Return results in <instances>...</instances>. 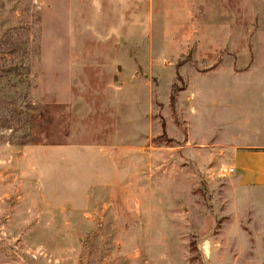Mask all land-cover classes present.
<instances>
[{
  "label": "rangeland",
  "instance_id": "1",
  "mask_svg": "<svg viewBox=\"0 0 264 264\" xmlns=\"http://www.w3.org/2000/svg\"><path fill=\"white\" fill-rule=\"evenodd\" d=\"M240 119L264 0H0V264H264Z\"/></svg>",
  "mask_w": 264,
  "mask_h": 264
},
{
  "label": "crops",
  "instance_id": "2",
  "mask_svg": "<svg viewBox=\"0 0 264 264\" xmlns=\"http://www.w3.org/2000/svg\"><path fill=\"white\" fill-rule=\"evenodd\" d=\"M239 121L240 124L236 125L235 130L240 128L241 131L238 134L235 131L231 133L230 139L220 146L214 143L211 149L213 156H218L222 152V157L228 160L225 164L230 166L229 168H234L232 172L236 176L234 181L238 186L262 188L264 187V129L263 127L257 129L258 126L255 125L251 129L256 130L255 135L246 136L244 123L241 119ZM250 125L248 122L245 124L247 127Z\"/></svg>",
  "mask_w": 264,
  "mask_h": 264
},
{
  "label": "built area",
  "instance_id": "3",
  "mask_svg": "<svg viewBox=\"0 0 264 264\" xmlns=\"http://www.w3.org/2000/svg\"><path fill=\"white\" fill-rule=\"evenodd\" d=\"M229 170L232 172L234 170V168L231 167Z\"/></svg>",
  "mask_w": 264,
  "mask_h": 264
}]
</instances>
